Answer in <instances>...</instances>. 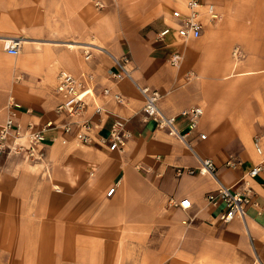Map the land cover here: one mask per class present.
I'll use <instances>...</instances> for the list:
<instances>
[{
	"label": "crops",
	"instance_id": "obj_1",
	"mask_svg": "<svg viewBox=\"0 0 264 264\" xmlns=\"http://www.w3.org/2000/svg\"><path fill=\"white\" fill-rule=\"evenodd\" d=\"M155 3L0 0V125L11 116L21 129L56 126L44 132L41 158L0 156V264H51L62 234H72V264H264V0H202L203 32L187 41L172 18L185 12L181 0ZM13 38L22 41L16 56L4 48ZM72 42L103 51L84 60ZM175 55L180 64L172 66ZM123 58L132 80L116 81L109 72ZM62 71L84 83L95 138L114 119L125 122L130 137L121 150L62 133ZM138 88L156 90L166 116L202 108L191 131L177 116L185 143L145 118ZM104 89L123 103L102 97ZM95 105L104 109L99 117ZM198 158L213 162L217 181L197 174ZM257 164L244 218L220 221L224 205L206 195L218 182L242 191V176Z\"/></svg>",
	"mask_w": 264,
	"mask_h": 264
},
{
	"label": "built area",
	"instance_id": "obj_2",
	"mask_svg": "<svg viewBox=\"0 0 264 264\" xmlns=\"http://www.w3.org/2000/svg\"><path fill=\"white\" fill-rule=\"evenodd\" d=\"M185 12L182 13L179 10L172 12V18L177 21V35L180 39L187 41L188 39L198 38L202 31V24L200 22L199 7L202 0H181ZM100 7V4L97 3ZM207 14L210 21L217 19V15L213 13L211 6H208ZM170 30L165 28L159 34V37H163L168 34ZM21 40L18 38L5 41L4 48L8 54L16 56L19 53L21 47ZM73 49H79L83 53L84 60H88L91 56L92 50L103 51L101 48L93 43L82 44ZM128 58L113 59L116 70L110 71L109 75L116 81L120 80H132L130 70L127 68L129 64ZM171 65L177 66L180 64V56H172ZM88 80L92 79V76L87 77ZM57 93L60 96L62 102L59 106H56V114L63 115L67 120L59 126L64 135L72 136V139L77 144L91 145L99 144L104 145L109 151L121 150L124 145V138H129L130 134L125 130V122L121 119H114L110 126V129L106 136L95 138L93 136V126L90 124V119L84 117L88 104L81 97V93L84 88L83 81L71 75L67 72H59L57 77ZM140 95L143 98L142 112L146 119L152 120L159 129H163L171 137H175L185 143V136L181 135L176 127L177 116L185 118L189 124V131L196 128L199 118L201 117L202 108L191 107L189 109L182 110L178 115L166 116L158 108V101L161 95L156 90H150L148 88H138ZM101 96L106 98L111 97L116 103L122 104L123 100L117 94H111L108 89H104ZM104 113V109L95 105L93 108V114L101 116ZM76 119V120H75ZM14 119L10 116L5 118L4 122L0 125V156H7L10 154L18 155L24 154L31 160H37L41 158L38 152V147L45 140L44 132L51 127H56L53 123H47L42 129H37L33 124H28L25 128L14 126ZM201 139H204V135H200ZM67 140L63 139L61 143L65 144ZM252 145L258 155L262 153V147L260 145V138L255 136L252 139ZM198 166L196 168L197 174L203 176H210L215 180V166L210 159H199ZM184 170L178 169L177 174H181ZM261 171V164L253 166L243 176L241 183L244 185L242 191L232 192L229 187H226L218 182V186L215 191L206 195V201L215 205L221 202L225 211L219 217L222 222H230L233 218L238 217L243 219L245 216L244 207L250 202L251 191L249 188L250 180H253L255 176ZM188 174H193V170H187ZM217 181V180H216ZM115 188H110L106 192V196L110 197Z\"/></svg>",
	"mask_w": 264,
	"mask_h": 264
},
{
	"label": "rangeland",
	"instance_id": "obj_3",
	"mask_svg": "<svg viewBox=\"0 0 264 264\" xmlns=\"http://www.w3.org/2000/svg\"><path fill=\"white\" fill-rule=\"evenodd\" d=\"M140 1L142 0H130V3L136 4L137 2H140ZM151 1L153 2L155 1L156 2L155 4L158 6L164 3V0H151ZM89 43H93V42H89ZM73 50H76V49H73ZM64 230H67V229H64ZM72 239H73L72 234H62L61 235L60 242H59L60 243L59 248L57 250L59 254V259H55L54 261H51V264L52 263L53 264H72Z\"/></svg>",
	"mask_w": 264,
	"mask_h": 264
},
{
	"label": "bare ground",
	"instance_id": "obj_4",
	"mask_svg": "<svg viewBox=\"0 0 264 264\" xmlns=\"http://www.w3.org/2000/svg\"><path fill=\"white\" fill-rule=\"evenodd\" d=\"M73 43V42H72ZM79 46V44H77V43H73V44H68V47L69 48H74V47H78Z\"/></svg>",
	"mask_w": 264,
	"mask_h": 264
}]
</instances>
